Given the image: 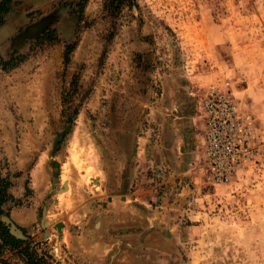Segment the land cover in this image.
Returning <instances> with one entry per match:
<instances>
[{"label": "rangeland", "instance_id": "obj_1", "mask_svg": "<svg viewBox=\"0 0 264 264\" xmlns=\"http://www.w3.org/2000/svg\"><path fill=\"white\" fill-rule=\"evenodd\" d=\"M10 2L0 180L38 252L52 264H264V0ZM223 82L256 137L251 161L213 185L198 101Z\"/></svg>", "mask_w": 264, "mask_h": 264}, {"label": "built area", "instance_id": "obj_2", "mask_svg": "<svg viewBox=\"0 0 264 264\" xmlns=\"http://www.w3.org/2000/svg\"><path fill=\"white\" fill-rule=\"evenodd\" d=\"M198 104L204 119L205 177L213 185L227 184L252 159L255 119L240 110L228 82L211 85Z\"/></svg>", "mask_w": 264, "mask_h": 264}, {"label": "trees", "instance_id": "obj_3", "mask_svg": "<svg viewBox=\"0 0 264 264\" xmlns=\"http://www.w3.org/2000/svg\"><path fill=\"white\" fill-rule=\"evenodd\" d=\"M10 3V0L0 1V26L4 24V16L12 11ZM53 33V31L46 32L39 39L50 38ZM72 49L71 45L65 46L63 52L64 65H68ZM18 59L19 57L10 58L6 64L14 63ZM73 83L74 81L71 82L72 85ZM10 187L11 184L8 181L5 179L0 180V264H10L7 259L3 258V255L7 252H12L20 264H52L47 253L38 252L37 244L31 241L24 229L16 226L25 237L24 240H21L11 235L8 226L2 222V217L9 218L11 204L12 206H19L9 192Z\"/></svg>", "mask_w": 264, "mask_h": 264}, {"label": "water", "instance_id": "obj_4", "mask_svg": "<svg viewBox=\"0 0 264 264\" xmlns=\"http://www.w3.org/2000/svg\"><path fill=\"white\" fill-rule=\"evenodd\" d=\"M2 222H4L8 226L11 235L21 240L25 239L21 231L12 223V221L9 218L2 217ZM57 226L61 228L62 224L58 223Z\"/></svg>", "mask_w": 264, "mask_h": 264}, {"label": "bare ground", "instance_id": "obj_5", "mask_svg": "<svg viewBox=\"0 0 264 264\" xmlns=\"http://www.w3.org/2000/svg\"><path fill=\"white\" fill-rule=\"evenodd\" d=\"M58 230H60V232H61L62 231V227L61 228L58 227Z\"/></svg>", "mask_w": 264, "mask_h": 264}]
</instances>
